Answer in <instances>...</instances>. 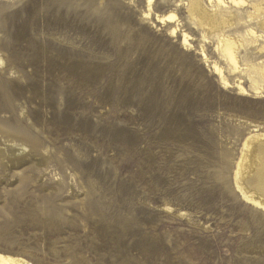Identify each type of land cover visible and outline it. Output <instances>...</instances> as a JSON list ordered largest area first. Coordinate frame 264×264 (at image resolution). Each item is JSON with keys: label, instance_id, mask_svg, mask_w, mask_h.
I'll return each mask as SVG.
<instances>
[{"label": "rangeland", "instance_id": "obj_1", "mask_svg": "<svg viewBox=\"0 0 264 264\" xmlns=\"http://www.w3.org/2000/svg\"><path fill=\"white\" fill-rule=\"evenodd\" d=\"M147 1L0 0L1 250L34 264H264V210L235 181L264 95H242L181 0H156L151 18ZM171 11L189 48L155 19Z\"/></svg>", "mask_w": 264, "mask_h": 264}, {"label": "bare ground", "instance_id": "obj_2", "mask_svg": "<svg viewBox=\"0 0 264 264\" xmlns=\"http://www.w3.org/2000/svg\"><path fill=\"white\" fill-rule=\"evenodd\" d=\"M184 2V0L180 1L187 7L190 20L195 25L209 29L211 37L203 34V39L205 41L212 39L215 42V49L226 63L227 70L230 74L236 75L238 80L235 84L242 95L253 93L257 97L263 96L264 59L254 60L248 53L243 55L242 51L257 45L261 52L264 51V0H188L187 4ZM155 3L156 0L147 1V12L145 13L147 18L152 17ZM239 13L245 14V17ZM155 19L160 24L170 25V32L173 36L180 33L185 47L189 48L192 45L193 37L181 29L178 16L174 11L164 15L155 14ZM241 23L244 27L239 30L238 25ZM200 55L207 66L213 68L221 82L225 86H230L229 79L224 75L226 67H221L213 61L210 62L204 45L201 46ZM243 80H248V89L243 86ZM254 132L244 143L235 181L243 199L264 210V173L262 170L264 169L262 164L264 133L258 130ZM22 139L40 149L38 142L31 141L27 137H22ZM0 264L34 263L22 255L0 249Z\"/></svg>", "mask_w": 264, "mask_h": 264}]
</instances>
